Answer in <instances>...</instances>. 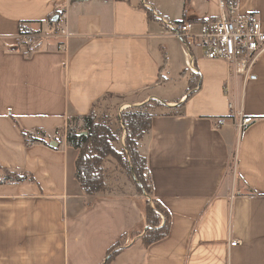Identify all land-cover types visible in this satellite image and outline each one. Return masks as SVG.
<instances>
[{
    "label": "crops",
    "instance_id": "obj_1",
    "mask_svg": "<svg viewBox=\"0 0 264 264\" xmlns=\"http://www.w3.org/2000/svg\"><path fill=\"white\" fill-rule=\"evenodd\" d=\"M218 1L0 0V169L34 178L0 184V264H103L124 239L108 264H264V53L248 77L230 75L227 62L187 50L151 13L197 33L219 16ZM237 2L264 31V0ZM49 17L59 34L23 43L19 23L41 22L28 26L36 31ZM109 97L120 99L114 117L150 100L164 109L138 145L170 216L168 235L147 247L144 201L134 184L136 194H123L115 165L112 192L86 195L74 176L67 123ZM237 113L253 119L242 133L215 126ZM22 131L44 132L47 145Z\"/></svg>",
    "mask_w": 264,
    "mask_h": 264
},
{
    "label": "trees",
    "instance_id": "obj_2",
    "mask_svg": "<svg viewBox=\"0 0 264 264\" xmlns=\"http://www.w3.org/2000/svg\"><path fill=\"white\" fill-rule=\"evenodd\" d=\"M151 19V13L145 9ZM58 19L49 17L48 25H56ZM31 24L41 22H20L19 34L21 36H35L40 30H32ZM191 85V83H190ZM152 113V112H151ZM151 113L145 107H138L129 111H121L119 117H100L95 115L94 109L85 116H77L68 121L65 129V140L68 147L77 151L75 161V179L80 189L90 196L112 192L115 181L110 176L109 167L114 162L116 168L126 172L132 178L134 188L138 195L143 192L149 196L144 201V226L140 241L147 247L164 239L169 233L170 216L168 211L153 196L152 186L147 173L146 159L139 152L138 144L149 132ZM80 123V125H78ZM84 132V133H83ZM124 133V147L117 150L115 144H119ZM29 143H41L47 145L44 140L46 135L42 131L35 134L21 132ZM3 173L0 184L34 182L32 175L26 172H15L0 169ZM112 177V180H111ZM123 237L122 239H124ZM120 241L110 248L103 264H108L116 255Z\"/></svg>",
    "mask_w": 264,
    "mask_h": 264
},
{
    "label": "built area",
    "instance_id": "obj_3",
    "mask_svg": "<svg viewBox=\"0 0 264 264\" xmlns=\"http://www.w3.org/2000/svg\"><path fill=\"white\" fill-rule=\"evenodd\" d=\"M218 7L219 16L201 23L197 33L193 32V24L190 22L170 23L153 10L151 13L162 23L165 33L179 40L187 50L195 45L206 59L227 62L230 75L234 73L248 77L258 57L264 53V31L258 14H239L237 0H219ZM21 37L23 43H28L30 47L37 46L36 37ZM186 66L192 74L198 75L192 57L188 58ZM228 109L232 110V103H228ZM226 123L242 133L253 123V119L241 113L214 119L216 127ZM237 244V241L230 242L231 247Z\"/></svg>",
    "mask_w": 264,
    "mask_h": 264
},
{
    "label": "rangeland",
    "instance_id": "obj_4",
    "mask_svg": "<svg viewBox=\"0 0 264 264\" xmlns=\"http://www.w3.org/2000/svg\"><path fill=\"white\" fill-rule=\"evenodd\" d=\"M40 34L35 35L34 37H36L37 41H43L46 40L47 37H51V36H57L59 34V29L56 25H45L42 26V28L40 29ZM39 43V42H38ZM180 83L181 82H177V81H173V84H170L169 88L172 89V92L175 94L177 92H179V87H180ZM120 102V99H116V97H109L106 98L105 100L101 101L98 105H96L95 109H94V113L97 116L102 117H114V108H115V103ZM139 107H145V110L148 111L149 113L153 112V111H163L164 109L162 108V106L153 101L150 100L148 102H146L145 104L139 106ZM138 107H130V108H126L123 111H129L132 109H137ZM123 143V144H122ZM139 145V144H138ZM115 148L117 150L121 149V147H124V136H123V142H119V144H115L114 145ZM140 152V151H139ZM115 163L113 162L112 165H114ZM118 171H120V168H118ZM122 174H123V178H122V192L125 195H129V194H136V192L134 191L132 185H133V180L132 178H129V176L127 177V174L125 171L122 170ZM142 200L147 199L149 196H147V194L145 192H143L142 195H140ZM125 240V239H124ZM123 241L120 242V246L123 244Z\"/></svg>",
    "mask_w": 264,
    "mask_h": 264
}]
</instances>
